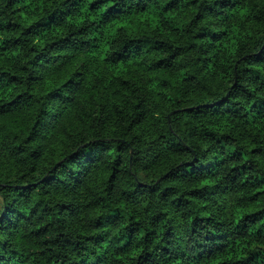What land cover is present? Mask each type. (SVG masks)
I'll return each mask as SVG.
<instances>
[{
    "label": "trees",
    "instance_id": "1",
    "mask_svg": "<svg viewBox=\"0 0 264 264\" xmlns=\"http://www.w3.org/2000/svg\"><path fill=\"white\" fill-rule=\"evenodd\" d=\"M0 264H264V0H0Z\"/></svg>",
    "mask_w": 264,
    "mask_h": 264
}]
</instances>
